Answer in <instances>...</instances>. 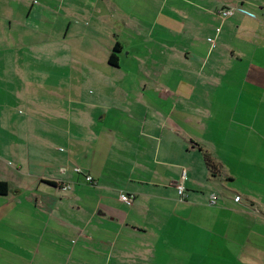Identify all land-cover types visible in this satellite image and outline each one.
<instances>
[{"label": "crops", "instance_id": "crops-1", "mask_svg": "<svg viewBox=\"0 0 264 264\" xmlns=\"http://www.w3.org/2000/svg\"><path fill=\"white\" fill-rule=\"evenodd\" d=\"M249 141L262 150L264 0H0V212L25 206L75 255L264 264V169L226 182Z\"/></svg>", "mask_w": 264, "mask_h": 264}, {"label": "rangeland", "instance_id": "rangeland-1", "mask_svg": "<svg viewBox=\"0 0 264 264\" xmlns=\"http://www.w3.org/2000/svg\"><path fill=\"white\" fill-rule=\"evenodd\" d=\"M251 13L254 15L253 18L257 17L254 12ZM220 20L221 22L223 21L221 18ZM234 119L237 121L236 118ZM243 125H241L240 132H243ZM230 126L232 127L233 123H230ZM236 147H238V150L234 151H237V154L240 156L244 155L243 159L241 161H236L237 159L231 161L226 158L225 160L228 161L225 162H228L232 171L234 169L241 176L235 183L226 182L230 186L243 190L245 175L255 171L258 177H260L263 173L261 170L264 169V159H256V163H253L250 159H255V156L259 157L261 155H263L261 157H264V145H262L261 151H258L259 145L252 141L237 144ZM252 154L255 155L253 158H251ZM161 180H163L162 177ZM88 183V181H84V184L87 186ZM251 186L258 187V185ZM223 191L225 192L226 190L224 189ZM214 193L219 194L217 191ZM13 207L10 211L7 208L1 209L0 212V233L9 235L12 240L8 242L15 244H12V246L10 244H0L1 250L5 248L4 245L11 246L10 255L0 253V264H8L7 260L13 263L12 259H15V264H91L93 261H96L98 264H104L105 257L103 255H94L87 250H82L81 255H75L78 250V246L74 244L75 241L70 236L66 239L60 237L62 231L55 224L50 226L46 231H43L44 227L41 228V223L34 218L33 214L29 215L25 206L19 208L14 204ZM6 212H8L7 216L5 215ZM11 217H14V220H11ZM74 246L75 253L71 254L72 250L70 248Z\"/></svg>", "mask_w": 264, "mask_h": 264}, {"label": "built area", "instance_id": "built-area-1", "mask_svg": "<svg viewBox=\"0 0 264 264\" xmlns=\"http://www.w3.org/2000/svg\"><path fill=\"white\" fill-rule=\"evenodd\" d=\"M235 11L240 12V13L247 15V16H250V17L254 16L253 13H251L250 11H248L247 9H245L244 7H241V6H224V7L220 8L218 13H219L220 17L226 18V17L231 16ZM216 31H219V28H216ZM74 170L77 172H81V170L78 167H75ZM85 179H86V181H89V182H91L93 180L90 175H85ZM175 186H176L179 198L184 199L186 197V191H185V187L183 186V184L177 183ZM68 187H69L68 185H64L62 188L66 189ZM216 198H217V194L212 192L209 196V202L213 203L216 200ZM119 199L124 204L131 205L133 203V200H134V194L133 193L120 192Z\"/></svg>", "mask_w": 264, "mask_h": 264}, {"label": "trees", "instance_id": "trees-1", "mask_svg": "<svg viewBox=\"0 0 264 264\" xmlns=\"http://www.w3.org/2000/svg\"><path fill=\"white\" fill-rule=\"evenodd\" d=\"M118 48L119 45L117 44L116 46H114L112 52L109 55L108 61L112 65H116L117 63V57L115 55V52L118 50ZM199 149L202 151L204 163L208 167V169H210L211 173L218 172L220 170V165H218V163L211 156V154L201 146H199ZM48 183L53 184L51 182ZM8 190H9L8 183L4 180H0V196L6 195L8 193Z\"/></svg>", "mask_w": 264, "mask_h": 264}]
</instances>
